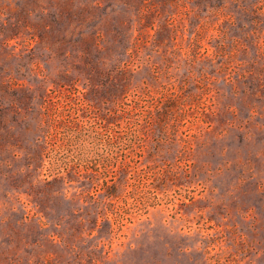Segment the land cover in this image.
Returning <instances> with one entry per match:
<instances>
[{
  "label": "rangeland",
  "instance_id": "374dc122",
  "mask_svg": "<svg viewBox=\"0 0 264 264\" xmlns=\"http://www.w3.org/2000/svg\"><path fill=\"white\" fill-rule=\"evenodd\" d=\"M0 264H264V0H0Z\"/></svg>",
  "mask_w": 264,
  "mask_h": 264
}]
</instances>
